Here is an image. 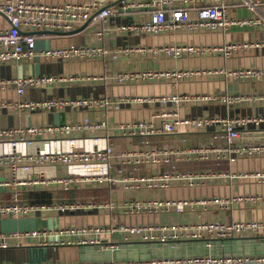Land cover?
Here are the masks:
<instances>
[{
  "label": "built area",
  "instance_id": "2783aa9c",
  "mask_svg": "<svg viewBox=\"0 0 264 264\" xmlns=\"http://www.w3.org/2000/svg\"><path fill=\"white\" fill-rule=\"evenodd\" d=\"M118 5L108 6L109 2ZM241 3L247 10L245 18H233L230 7ZM147 13L148 19H135L133 22L118 26L122 34L139 36H159L164 34L194 33L198 31L225 33L233 27L264 31V0H92L88 3H63L43 5L27 0H0V13L4 16L8 28L0 30V63L33 59L36 56L57 61L105 59L117 55L163 57L180 60L184 57H207L219 54L229 59L235 52L260 51L264 42L243 41L227 42L217 46H194L185 44H164L157 47H128L110 53L101 45L96 47L68 46L51 50L35 51L33 32L70 33L76 24L91 23L99 26L94 36L100 42L107 34V27L115 15H127L140 11ZM224 75L238 81L252 82L264 80V68L249 67L235 70H176V71H127L114 76L117 84L148 83L170 80L174 88L179 82L196 76ZM61 77H26L0 81V89L13 86L18 95L26 88L53 85L70 80ZM106 81L101 76L93 80ZM264 102V94L213 96L163 95L149 97H128L110 100L106 97L96 99L57 100L39 104L16 102L0 104L1 108L28 109L30 111L58 109H82L85 111H118L124 108L142 105L153 109L148 122L132 121L118 124L114 129L124 136L179 135L189 132L213 131L220 134L224 145H207L194 148H139L136 150L115 151L107 137H73L76 134L96 133L108 128L106 122H90L85 118L81 122L61 126L41 128H0V168L9 169L10 177L0 182V187L9 191L10 198L0 206V215L18 218L31 214L74 212L80 210L120 211L122 215H183L186 212L228 210L232 206L246 204H264V196L208 197L180 200L131 198L116 204L96 201H59L55 204H37L25 198L27 188L58 185L65 191L69 187L92 186L94 188H121L128 194L152 191H164L173 185L193 188L204 185L208 180L228 178L229 180H254L264 183V171L238 174L235 176L208 172L176 174L175 163L196 162L214 163L233 158H259L264 156V142L236 144L250 126H264L261 118H180L178 109L183 105L196 102H215L226 107L242 102ZM157 121L160 125L157 126ZM264 135V130L261 132ZM171 166L172 171L155 173L149 177H136L134 172L140 167L160 168ZM128 167L129 171L124 172ZM66 168L65 177H47L44 170ZM116 171L114 176L112 171ZM39 174L36 177L34 174ZM34 174V178L31 177ZM22 175V176H20ZM85 208V209H84ZM264 234V221L225 222L209 220L193 224L161 223L146 225H101L91 227L67 226L56 230L30 231L22 235H0V249L8 245V239L28 238L37 240L40 245L50 243L49 238L57 236L59 242L51 245L87 246L91 245L100 253H113L118 245L108 244L107 238L117 236L121 244L130 242L168 244L181 241H205L203 247L210 249V240L232 238H256ZM117 244V243H116ZM107 250V251H106ZM46 264H264V254L243 256H196L192 258H168L142 260H108L77 263Z\"/></svg>",
  "mask_w": 264,
  "mask_h": 264
},
{
  "label": "crops",
  "instance_id": "0c3cea01",
  "mask_svg": "<svg viewBox=\"0 0 264 264\" xmlns=\"http://www.w3.org/2000/svg\"><path fill=\"white\" fill-rule=\"evenodd\" d=\"M43 5H58L63 3L83 4L92 0H27ZM108 6L118 5L109 2ZM242 14L238 6L230 7V15L238 18ZM147 20L145 11L130 13L127 15L117 14L112 18L107 27V34L100 42L94 36V30L99 26L91 23L76 24L73 29L74 34H46L43 32H33L35 35V51L51 50L68 46L75 47H96L101 45L110 53H114L128 47H157L164 44H185L194 46H219L229 42L260 41L264 42V31L249 30L246 28H232L225 33L198 31L194 33L164 34L159 36H139L132 34H122L117 31V27L133 22L135 19ZM8 28L4 16L0 13V30ZM249 67L264 68V48L260 51L235 52L229 59H223L219 54L207 57H184L180 60L167 58L141 56L139 54L124 56L117 55L116 58L107 56L105 59L57 61L39 56L33 59L20 58L18 60L0 63V81L21 79L26 77H61L71 78L61 83L38 86L36 88H26L24 94L18 95L13 86H5L0 89V104H14L25 102L39 104L57 100L76 99H96L106 97L110 100L128 97H149L181 94L187 96H213L227 94L254 95L264 94V80H254L252 82L238 81L232 77L224 75L196 76L189 80L179 82L176 88L172 86L170 80H159L148 83H127L117 84L114 76L118 72L127 71H176V70H235ZM106 76L107 80L101 81V76ZM180 118H261L264 117V102H242L229 107L215 102H196L183 105L178 109ZM153 109L142 105L124 108L118 111H85L82 109H47L30 111L28 109L1 108L0 128H26L45 126H61L81 122L87 118L90 122H106L108 128L96 133L76 134L73 137H107L109 143L115 151L136 150L139 148H194L215 145H224L220 134L213 131L189 132L177 135H150V136H124L119 134L114 128L118 124H125L132 121L151 120ZM160 123L157 121V126ZM264 126H250L245 135L236 142L251 143L264 142L255 141V132H262ZM176 174H189L202 170L227 175H238L264 171V156L259 158L237 157L230 161L222 162L219 166L214 163L183 162L175 163ZM52 168L44 170L47 177L56 175L65 177L66 168H57L53 173ZM126 167L124 172H128ZM172 171L171 166L160 168L140 167L134 172L136 177H149L155 173ZM36 177L39 174L34 172ZM34 174L31 177L34 178ZM116 171H112L114 176ZM9 169L0 168V182L10 177ZM22 176V175H20ZM264 196V183L254 180H229L220 178L208 180L204 185L188 188L173 185L164 191L140 192L128 194L121 188H94L92 186H80L79 188L69 187L67 191L58 185L47 187H35L25 189L24 196L31 202L37 204H55L59 201H87L93 198L96 201L108 202L112 200L116 204L127 201L131 198H152L180 200L190 198L208 197H239V196ZM10 198V193L0 187V206L5 205ZM85 209V208H84ZM209 220L236 222V221H264V204L254 205L241 203L232 206L228 210L211 209L210 211L186 212L183 215H122L119 210L109 212V210H80L74 212H45L12 218L0 215V235L11 234L22 235L30 231L56 230L74 225L76 227H91L101 225H146L161 223L193 224ZM239 241L218 243L211 246L209 250L214 254H225L230 256L260 255L264 254V234H259L256 238H237ZM50 243L40 245L37 240L28 238L8 239V245L0 249V264H46V263H77L87 261L102 260H132L130 257L134 253L133 248L118 241L117 236L108 237L110 245H118L113 253H100L94 246H66L51 245L59 242L57 236L49 238ZM117 243V244H116ZM134 243V242H130ZM137 243V242H135ZM181 247V246H180ZM184 254L194 252L193 248L181 247ZM204 254L207 251L199 249ZM107 251V250H106ZM131 254V255H129ZM222 256V255H221Z\"/></svg>",
  "mask_w": 264,
  "mask_h": 264
},
{
  "label": "water",
  "instance_id": "95a60500",
  "mask_svg": "<svg viewBox=\"0 0 264 264\" xmlns=\"http://www.w3.org/2000/svg\"><path fill=\"white\" fill-rule=\"evenodd\" d=\"M76 33V32H74ZM73 32L70 33H62V32H46V34H60V35H65V34H74ZM255 141H263L264 140V135L261 132H255ZM230 241H239L238 239H222V240H210L211 246H214L215 244L218 243H226ZM205 241L198 240V241H181V242H175V243H168V244H160V243H127L125 244L129 248L134 249V253L130 257L132 260H142V259H156V258H161V257H168V258H192L196 256H206V255H211V256H230L225 255V254H214L211 253V250H207L203 247V243ZM186 247L189 246L193 248V253L188 252L184 254V251H181V247ZM130 248V249H131ZM199 249H202L203 251H207V254H204L202 251Z\"/></svg>",
  "mask_w": 264,
  "mask_h": 264
},
{
  "label": "rangeland",
  "instance_id": "374dc122",
  "mask_svg": "<svg viewBox=\"0 0 264 264\" xmlns=\"http://www.w3.org/2000/svg\"><path fill=\"white\" fill-rule=\"evenodd\" d=\"M238 8L242 12V14L238 15V18L239 19L245 18L247 16L246 8L244 6H242L241 3H238ZM233 28H238L239 29V27H233Z\"/></svg>",
  "mask_w": 264,
  "mask_h": 264
}]
</instances>
